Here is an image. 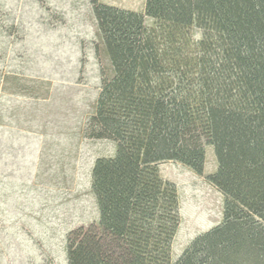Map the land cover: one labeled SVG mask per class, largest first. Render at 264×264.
Listing matches in <instances>:
<instances>
[{
	"label": "trees",
	"instance_id": "obj_1",
	"mask_svg": "<svg viewBox=\"0 0 264 264\" xmlns=\"http://www.w3.org/2000/svg\"><path fill=\"white\" fill-rule=\"evenodd\" d=\"M90 2L112 74L84 134L115 150L92 163L98 218L67 232L66 264H264V0ZM205 145L222 217L174 258L178 193L158 165L199 175Z\"/></svg>",
	"mask_w": 264,
	"mask_h": 264
},
{
	"label": "rangeland",
	"instance_id": "obj_2",
	"mask_svg": "<svg viewBox=\"0 0 264 264\" xmlns=\"http://www.w3.org/2000/svg\"><path fill=\"white\" fill-rule=\"evenodd\" d=\"M100 1L144 12L145 0ZM1 73L0 264H66L67 232L98 218L92 163L115 150L84 134L112 74L90 0H0ZM158 167L178 193L175 258L221 220L223 196L206 178L211 145L199 175L176 161Z\"/></svg>",
	"mask_w": 264,
	"mask_h": 264
}]
</instances>
